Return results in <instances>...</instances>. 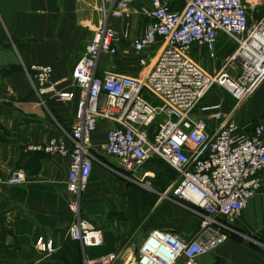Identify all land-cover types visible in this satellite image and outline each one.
I'll return each mask as SVG.
<instances>
[{
    "label": "built area",
    "instance_id": "obj_1",
    "mask_svg": "<svg viewBox=\"0 0 264 264\" xmlns=\"http://www.w3.org/2000/svg\"><path fill=\"white\" fill-rule=\"evenodd\" d=\"M140 1L101 0V26L74 69L77 95L56 89L53 66L30 67L41 103L49 96L78 98V108L70 137L29 149L70 160L66 188L74 220L69 238L80 245L83 264H199L236 233L237 221L264 187V115L259 122L236 119L240 107L264 85V0H182L178 11L163 0H144L140 14L150 24L132 43L142 74L100 77L103 55L116 56L128 37L111 21L130 18ZM222 38L235 51L213 78L193 53L204 51L215 59ZM214 84L235 102L232 111L225 112L219 100L205 103ZM104 123L110 126L103 152L120 161L126 179L149 183L155 177L144 171L150 162L174 169L175 180L163 197L196 210L201 219L197 232L186 237L153 229L128 255L123 247L90 257L89 249L105 243L103 229L83 214L97 160L91 139ZM25 181V173L16 170L7 182ZM36 245L43 253L55 252L54 242L44 237Z\"/></svg>",
    "mask_w": 264,
    "mask_h": 264
},
{
    "label": "crops",
    "instance_id": "obj_2",
    "mask_svg": "<svg viewBox=\"0 0 264 264\" xmlns=\"http://www.w3.org/2000/svg\"><path fill=\"white\" fill-rule=\"evenodd\" d=\"M163 1L174 11L183 5L182 0ZM143 5L144 0L135 4L130 18L111 21L114 29L127 30L128 37L121 40L116 56L103 55L100 77L124 74L136 78L142 74L132 43L150 24L140 14ZM100 8L101 0H0V264H82L81 248L69 238L74 220L66 188L70 160L29 149L70 137L77 122L78 98L59 101L49 96L41 103L28 71L35 65H51L56 89L77 95L74 69L101 26ZM224 39L220 45L229 48L231 44ZM224 95L230 99L223 103L228 113L235 102L228 93ZM263 115L264 85L240 107L236 119L239 123L259 122ZM109 126L102 124L91 139L97 160L84 196V217L104 231V245L88 250L94 259L123 248L121 238L132 232L133 225L128 215L119 218L111 214L123 208L130 180L121 175L120 161L103 152ZM16 170L25 173L26 181L10 185L7 181ZM263 227L264 187L237 221L236 233L208 256L218 258L221 264H264ZM40 237L54 242L53 254L37 248Z\"/></svg>",
    "mask_w": 264,
    "mask_h": 264
},
{
    "label": "rangeland",
    "instance_id": "obj_3",
    "mask_svg": "<svg viewBox=\"0 0 264 264\" xmlns=\"http://www.w3.org/2000/svg\"><path fill=\"white\" fill-rule=\"evenodd\" d=\"M256 4L260 6L259 3ZM224 45V43L221 45L215 59L210 58L204 51L195 50L193 53V59L205 68L213 78L216 77L217 73L235 51L231 45L229 48H224ZM224 94L227 93L217 84H214L205 99V103L209 102V100H219L224 103L225 98L229 103L230 99ZM151 101L154 105L160 104L158 100ZM251 102L252 99L250 100ZM145 169L152 172L155 177L149 180V183H144V185L137 183L135 180H130L127 199L122 201L123 208L111 212L116 217L123 218L128 215L133 220V225L129 229L132 232L121 238V246L127 247V255L138 247L148 231L153 229L177 230L181 233L193 234L200 228L201 219L194 208L179 201H170L163 197L166 188L175 180L176 173L174 169L160 162H150L145 166ZM116 176L118 179H123L120 175ZM86 219L89 220L88 217ZM91 223L98 227L94 222L91 221ZM202 258L201 264H209V260H214L211 264H221L218 258H214V256H203Z\"/></svg>",
    "mask_w": 264,
    "mask_h": 264
}]
</instances>
